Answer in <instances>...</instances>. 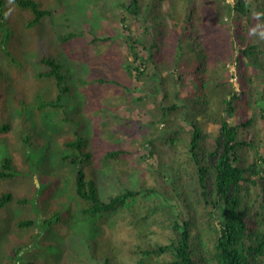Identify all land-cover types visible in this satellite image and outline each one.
Wrapping results in <instances>:
<instances>
[{
	"label": "trees",
	"instance_id": "trees-1",
	"mask_svg": "<svg viewBox=\"0 0 264 264\" xmlns=\"http://www.w3.org/2000/svg\"><path fill=\"white\" fill-rule=\"evenodd\" d=\"M10 4L29 13L28 29L48 19L57 50L36 53V88L14 95L17 125L0 120V134L15 133L0 146V180L31 177L68 125L56 155L88 264H264V0H0V56L18 64ZM97 84L113 95L93 96ZM122 106L136 116L108 130ZM122 132L134 146L120 144ZM13 201L38 208L0 192V210Z\"/></svg>",
	"mask_w": 264,
	"mask_h": 264
},
{
	"label": "rangeland",
	"instance_id": "rangeland-1",
	"mask_svg": "<svg viewBox=\"0 0 264 264\" xmlns=\"http://www.w3.org/2000/svg\"><path fill=\"white\" fill-rule=\"evenodd\" d=\"M39 1L45 6L53 2V0ZM8 8L10 22L15 29L10 49L16 54L19 63H9L7 59L0 56V64L9 73L8 80H0V120H11L13 124L17 125L20 116L16 109L14 95L19 93L30 95L34 91L38 83L33 77V69L37 68L36 53L41 51V48L42 50L56 51L57 47L48 19L43 20L35 28L28 29L25 27V22L29 13L14 4H10ZM88 50L94 52L95 46H89ZM72 57L75 63L78 56L72 55ZM95 90L100 93V96L94 94ZM94 91L92 95L97 97L111 96L114 93L108 85L100 86L99 84L94 86ZM136 113L137 111L131 106L111 109L109 114L113 115V119L106 120L104 126H108L110 131L116 129L119 123L125 122V117H134ZM30 117L39 135V141L46 142L48 138L41 134L43 115L35 110ZM123 131H129L128 127L124 126ZM72 133V128L68 125H64L60 130L52 133V138L49 139V152L50 155H53L48 156L49 158L43 157L41 166L36 168L31 177L0 180V192L10 190L15 197L26 196L34 202L37 200L38 205L36 209L31 203L22 205L13 201L0 210V264H88L85 248L78 236V227L74 225L72 219L74 212L78 218H81V215L74 208V203L66 187L69 168L62 165L56 155L63 145L64 139ZM117 134L120 135V144L125 147L135 145L136 140L133 137H127L123 132ZM14 141L15 133L12 131L0 134V146L11 144ZM46 153L43 155L45 156ZM12 155L19 166L24 167L21 156L15 151H12ZM41 180L49 184L42 194L38 189ZM59 209L65 210L61 221L44 229L41 225L43 218ZM19 215L37 217L38 225L28 228L15 227ZM132 231L121 229V232L118 235L115 233V235L120 240L125 238L130 240L129 233ZM128 246L132 245L128 244ZM17 248H19L17 256H14L13 251ZM126 251L129 252V249Z\"/></svg>",
	"mask_w": 264,
	"mask_h": 264
}]
</instances>
